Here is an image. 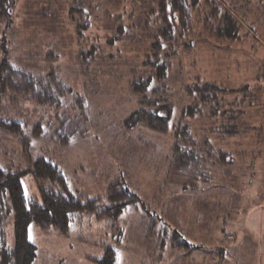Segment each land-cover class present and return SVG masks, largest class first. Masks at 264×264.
Masks as SVG:
<instances>
[{
    "label": "rangeland",
    "instance_id": "1",
    "mask_svg": "<svg viewBox=\"0 0 264 264\" xmlns=\"http://www.w3.org/2000/svg\"><path fill=\"white\" fill-rule=\"evenodd\" d=\"M15 1L10 18L0 20V63L6 58L36 74L53 71L71 93L60 106L0 93V124H20L19 132L0 128V167L22 173L30 199L39 200L29 171L39 157L59 166L78 197L113 205L107 189L121 180L140 199L117 218L77 215L67 235L31 224L36 256L30 264H98L106 247L116 251L117 264H264V0H213L210 7L198 0L183 35L166 42L172 51L161 53L169 61L166 77H152L145 93L130 83L152 75L145 60L159 25L149 11L155 0L82 2L94 10L81 36L74 0ZM225 12L237 27L216 32ZM203 82L223 91L216 102L241 110L234 134L223 131L229 119L209 115L211 102L185 115L195 100L186 88ZM164 103L172 107L166 128L125 125L136 110L165 115L158 107ZM181 125L208 142L206 179L169 171ZM219 151L230 153L229 160ZM6 205L5 238L12 246L7 198Z\"/></svg>",
    "mask_w": 264,
    "mask_h": 264
},
{
    "label": "trees",
    "instance_id": "2",
    "mask_svg": "<svg viewBox=\"0 0 264 264\" xmlns=\"http://www.w3.org/2000/svg\"><path fill=\"white\" fill-rule=\"evenodd\" d=\"M74 1L78 5L71 8L72 19L81 36L82 31L89 27V15L90 11L94 10V6L87 7L88 10L91 8L88 11L81 5L87 0ZM206 1L210 7L213 0ZM15 2V0H0V20L10 18ZM198 2V0H155L154 7L152 6L149 11L157 13L159 25L151 43L152 54L145 60L146 64L153 68L152 75L140 76L133 80L130 83L132 91L145 93L150 88L152 77L161 80L166 77L169 61L164 54L165 58L162 60L161 53L165 49L173 48L170 44L166 45V42L171 41L173 37L183 35L189 22V10ZM217 10L218 7L213 6L212 12ZM222 14L221 21L216 24V32L224 33L227 25L231 29H236L237 23L232 16L227 12ZM0 93L11 94L15 98L27 97L40 105L60 106V101L71 93V89L58 81L53 71L36 74L12 64L5 58L0 63ZM186 93L195 100L185 108V115L194 116L201 112L203 103L211 102L210 116L221 113L229 119L222 124L223 131L231 135L238 130L235 121L241 110L233 108L229 103L216 102L223 93L220 88L208 82L196 83L187 87ZM80 100L84 104L83 97H80ZM148 103L155 106L157 101L151 97ZM226 106L229 107L225 108ZM158 107L166 108L165 115L160 114L161 110L155 108L136 110L125 119V125L146 124L156 129L166 128L172 107L165 103ZM0 128L9 132H19L20 124L14 121H1ZM175 131L177 141L173 145L169 171L185 175L194 181L206 179L204 164L212 159L208 158L211 157L208 142L196 141L188 125L177 126ZM218 154L221 157L224 156L220 159L225 161L230 158V153L225 154L224 151H219ZM29 171L36 182L39 200L30 199L25 195L21 172H12L0 167V264H30L33 261L36 256V245L29 239L28 232L31 224L42 230L52 227L59 234L67 235L69 225L77 215L88 212L117 218L126 205L140 201L139 197L121 180L114 181L107 189V201L112 202L113 205L106 206L101 199L78 197L69 189L67 176L58 165L47 158L39 157L34 160ZM6 198L13 212L14 242L12 246L7 245L4 231V218L9 211ZM97 263L117 264L114 248L106 247Z\"/></svg>",
    "mask_w": 264,
    "mask_h": 264
}]
</instances>
